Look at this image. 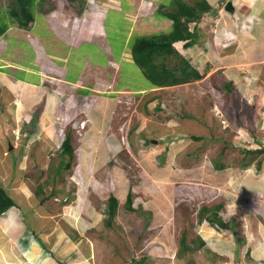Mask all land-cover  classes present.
<instances>
[{
  "label": "rangeland",
  "instance_id": "1",
  "mask_svg": "<svg viewBox=\"0 0 264 264\" xmlns=\"http://www.w3.org/2000/svg\"><path fill=\"white\" fill-rule=\"evenodd\" d=\"M93 1L99 13L81 10L86 0H38L33 11L34 23L26 29L10 22L6 11L9 1L0 0L1 16L9 23L8 35L3 38L10 49L5 57L13 64L18 61L24 69L0 66V99L7 100L18 85L19 91L25 94L29 90L34 96L29 107L19 112L17 122H12L15 109L27 97L19 98L18 91V98L8 100L10 104L2 105L0 100V185L18 206L10 212L21 223V228L14 231L22 232L14 240L2 235V264H38L45 259L54 264H264V153L247 152L253 138L242 128V122H248L252 116L250 107L251 111L258 108L264 116L260 107L264 76L260 79L259 75L260 66L264 71V63L248 64L252 51L246 49L247 55L240 53L237 66L225 68L212 60L209 73L199 81L151 86L134 64L129 49L138 35L170 31V20L154 11L160 2L170 7L171 1ZM233 1L234 9L224 11V21L221 19L224 29L221 22L216 28L218 11L207 12L206 19L203 18L206 40L222 36L223 45L230 46L228 37L240 30L243 42L254 39L253 33L264 38V23L258 32L251 30L255 21L264 18V5L257 9L252 2L253 11L249 12L243 9V2L248 0ZM62 17L72 21L62 22ZM245 20L248 21L243 26ZM46 52L59 67L64 65L61 75L68 68L67 77L76 87L61 82V76L56 79L46 76L41 69L37 73L31 70H39V65L46 63ZM109 57L116 62L115 66L114 62L108 63ZM194 58L190 62L200 68ZM97 71L107 77L105 81H112L96 88L109 92L111 85H118L119 93H103L112 94L113 99L101 93L95 95L92 103H102L108 109L104 117L98 116L100 109H81L83 101L79 99L73 121L78 126L87 115H93L90 118L98 120L95 128L99 135L90 137L93 131L88 127L89 120L79 130L70 129L68 123L63 132L70 133L72 155L61 154V148H56L61 141L57 135L60 120L54 121L59 105L70 106L79 93L74 89L86 86ZM13 75L28 78L27 83H15ZM229 80L233 87L225 102L223 84ZM214 83L220 89H215ZM239 88L244 90L240 92ZM71 113L67 112L68 119H72ZM51 114L54 119L50 123ZM262 122L263 119L257 134L264 143ZM47 123L54 135L50 130L45 134L38 132V126ZM131 127L135 130L129 131L127 138H119L122 145L117 151L104 146L97 159L95 152L102 146L99 142L104 144L111 131L112 135L126 136ZM176 134H180L178 139H167ZM50 138H55L52 146L48 144ZM86 138L90 140L84 141ZM84 151L94 152L90 161L95 165H91L84 185H79L80 165L90 162L80 158ZM218 162L224 167L215 168ZM123 175L129 181L117 191L116 181ZM129 188L133 192L131 209L125 202ZM110 192L118 198L111 217L107 207ZM217 204L221 206L217 210L219 218L227 224L233 222L232 229L203 217L199 220L201 206ZM5 225L2 220V226ZM180 237L185 238L189 248L178 256ZM198 237L204 241L201 246L196 245ZM156 248L160 249L158 255ZM236 252L241 254L240 258ZM5 253H9L7 259Z\"/></svg>",
  "mask_w": 264,
  "mask_h": 264
},
{
  "label": "trees",
  "instance_id": "2",
  "mask_svg": "<svg viewBox=\"0 0 264 264\" xmlns=\"http://www.w3.org/2000/svg\"><path fill=\"white\" fill-rule=\"evenodd\" d=\"M9 6L6 7L8 12V18L12 24L20 28L29 29L34 23V9H37L38 0H8ZM69 2H74L78 0H67ZM172 5L169 7V4H165L164 1L159 4L155 12L162 13L167 19L171 22V29L167 32H161L159 34H145L138 35L133 40L130 46L131 58L135 65H137L144 77L149 81V85L156 87H166L179 85L186 82L199 81L204 77L207 69L204 68L202 72L196 68L194 64L190 62V57L181 52H187L189 48H193L194 44L197 42L199 37L203 36L206 26H202L201 22L204 21V16L207 12L211 10V4L207 0H192L191 2L186 0H169V3ZM219 8L224 9L225 1L220 0ZM221 6V7H220ZM56 7L54 11H56ZM227 11V10H225ZM153 12V10H152ZM151 12V13H152ZM3 15V14H2ZM4 16V15H3ZM1 16L0 13V34L4 33L9 23L5 20L6 17ZM118 30V28H117ZM179 45V47L177 46ZM174 58L175 61H172L171 58ZM205 66V67H206ZM213 87L215 89H220V87L214 83ZM233 83L231 80L225 81L223 88H225V98L224 101L228 102L229 100V90L232 89ZM256 97V95L254 96ZM154 97H150L148 101L152 100ZM258 99V98H256ZM251 106H253L251 104ZM264 109V99L262 100L261 106ZM250 107L249 113L252 115L248 122H242V128L247 130L253 137V141L250 144V148H247V152L251 154H262L264 153V143L262 138L257 134V128L260 124L259 109L253 108V112ZM259 110V111H258ZM253 114H252V113ZM264 124V121H263ZM72 129V128H70ZM73 130V129H72ZM133 131V130H131ZM66 136L63 139L60 148L61 154L72 155V145L71 139L69 138V131L66 132ZM180 135V134H179ZM178 134L172 136V138H167L171 140H176L179 137ZM175 137V138H174ZM195 139H201L200 136L193 135ZM167 143V142H166ZM168 145V143L166 144ZM67 167H68V163ZM247 165V164H246ZM259 165V162L258 164ZM245 166V164L243 165ZM224 167L223 163H216L215 168L221 169ZM132 189L129 188L126 192V207L131 209V196ZM108 202V213L111 217L114 213L115 208L117 207L118 198L113 194L109 193L107 197ZM16 206L15 201L9 194L5 191L4 187L0 185V214H3L10 207ZM221 206L219 204L208 207L201 206L199 210V220L202 217L212 223L213 221L218 224L230 228L233 226V222L227 224L223 222L217 213V210ZM207 212V213H206ZM206 213V215H204ZM232 229V228H230ZM183 236V234L181 235ZM203 239L200 237L197 238L198 246L203 244ZM180 247L177 251V255L180 256L183 253V250L188 249L189 247L185 244V238L180 237L179 240ZM135 262H137L135 260Z\"/></svg>",
  "mask_w": 264,
  "mask_h": 264
},
{
  "label": "crops",
  "instance_id": "3",
  "mask_svg": "<svg viewBox=\"0 0 264 264\" xmlns=\"http://www.w3.org/2000/svg\"><path fill=\"white\" fill-rule=\"evenodd\" d=\"M207 1L211 4V9H215L219 13L218 14V20L215 23L216 28H217L218 24H220V22H221V19L222 20L224 19L223 18L224 17L223 14H225V12H224L225 10H220L221 13L219 12V5L218 4H219V2H221L220 0H215L214 3H213L214 0H207ZM224 1H226V0H224ZM231 1L233 3V6H235L236 3L233 0H231ZM162 2H160V3H162ZM252 2H253V6L256 7L257 9H259L260 7H262L264 5V0H248V2L247 1L243 2V5H244V8L243 9H248L247 11L252 12L253 11L252 10V7L253 6L251 7ZM258 4H261V5L259 6ZM247 7H249V8H247ZM254 11H257V10H254ZM206 15H207V13H206ZM261 15L264 16V10L261 12ZM246 18H248V17H245L244 19H246ZM247 21L248 20H245V22L243 23L244 24L243 26L246 25L245 23ZM203 23H204V21L201 22V25L202 26H204ZM263 23H264V18L263 17H260L258 19V21H255V23H254L255 24V27H252V29H251L252 30V33L255 32V31L258 32L259 31L258 30L259 29L258 27L262 26ZM221 24H222L221 25V28L224 29L223 28V26H224L223 25V22H221ZM219 27H220V25H219ZM219 27H218V30H219ZM240 31H236V32L232 33V37L231 36L228 37L227 42L230 43V46L228 44L223 45L224 44L223 43L224 40L221 39L222 36H217L216 35L215 37H213V38H211L209 40H206L205 36H201V37H199V39L197 40V42L194 44L193 48L187 49L186 50L187 52H185V53H186L187 56L190 57V60L193 59V57H195L194 58V59H196L195 62L200 67V68H198V67H196V68H198L201 72H202V70L204 68L207 69V66H208V69L206 70V73H209V70L212 67V60H214V59L219 64H222V66L225 67V68H228V67H231V66H234V65L237 66L239 64L238 63L239 62V58L242 55V54L240 55V53L245 52L246 55H247V52L245 51L246 49H250L252 51L251 52V55H250V57L252 58V60L250 59L249 61H251V62H248V64H250V63H256L257 65H259V64H262L263 65V63H264V48L262 49L261 46L264 45V38L260 34H257L258 35V37H257L253 33L252 36H253L254 39H250V40H247L246 42H243L242 39L240 38ZM219 35H221V31L219 32ZM2 37L3 36L0 35V60L4 61L6 64L5 63H2V61H1L0 62V66L5 67V68L18 69V70L19 69H22V66L19 64L18 61H16V63L13 64V61L7 60V58L5 57V55L2 56L3 50H7L8 49V45L5 44V43H3V41H2L3 40ZM219 43H222V45H220ZM122 49L123 48H121V51L120 52H122ZM110 51H111V47H110ZM44 54L46 55V57H45V55H43V60L45 61V59H46V63L45 64H42L41 63L39 65V70L36 69V68L35 69L31 68V70H34V71L36 70L35 73H37V71H40V69H41L43 71V73L46 74V76H52L53 78H56V79H57V77L61 76L63 78V80H61V82H64L65 81V82H67L66 84L69 83V85H70V83H71V85L73 86L75 83L72 82L71 79H69V77H67V75L69 73L68 70H67L68 68L61 75L60 71L64 67V65H61V67H59L57 64H55L54 61L51 60L53 57H51L50 54H48L47 52L44 53ZM110 56L115 59V57H113V55H110ZM110 61H112V60L109 57L108 58V63ZM206 63H208L207 66L205 65ZM260 67H261V70L259 69V75H261L260 79H262L263 76H264L263 75L264 71L262 69V66H260ZM96 68H98V67H96ZM234 69H236V68H234ZM22 70H24V69H22ZM11 72L14 74L13 71H11ZM51 72H52V74H51ZM97 72L98 73H96V76L93 78V80H90L91 83L88 82L86 86H82L78 90H77V88H75V89L73 88V87H76V86L70 87V88L74 89L75 92L78 91L79 93L77 94L76 99L74 100V102L70 106L64 107V106H62L60 104L59 105L58 114H61L60 112H62L63 115L65 114V116L67 117V112L70 110V111L73 112L71 114H74L71 117L72 118L71 120H74L75 115H77V113L75 114V111H77L78 110V107L80 106L79 105V99L81 97H83L84 98L83 99L84 102H83V105L80 106L81 109H82V106H83V108L86 111L87 110L93 111V109L95 111V109H100L99 110L100 113H99V115L98 114L97 115L99 117H102V116L104 117V114L106 112H108V109L105 107L104 104L102 105V103H99L98 105H96V104L94 105L93 104L94 103L93 101L96 99L95 98V95L96 94L98 95V94L101 93L103 97L113 99L115 97L112 96V94H110V95H104V94L105 93L106 94L107 93H119V91H118V88L119 87L116 84L117 85L116 88H115V86H113L110 89L109 92L108 91H106V92H100L99 91L98 92L97 91L98 89L96 88L97 86L101 85L102 83H108V82H110L112 80L105 81V78H107V77L103 76L100 71H97ZM230 73L232 74V76L235 75L233 73V69H230ZM2 74L3 73L0 71V77H2ZM49 74H51V75H49ZM18 76L19 75H13L12 76V77H14V80H16L15 83H17V82L24 83V84L27 83L26 80H28V78L27 79H22V78H20ZM116 76H117V74H116ZM118 79H119V77H118ZM15 86H17V84H15ZM18 87L21 88L19 85H18ZM121 88H123V87H121ZM18 89H15L14 90L15 92L12 91L13 92L12 95H10L11 93H9L10 96H8V99L7 100L5 98H1L0 99L2 101L1 104L2 105H8V104H10V103H8V100L10 102L14 98V96L18 98V96L16 95V92L19 91ZM31 89H32V86H31ZM242 90H244V89L239 88V91L240 92ZM19 92L20 93H17V94H19V98H21V99H23L25 97H27V98L25 100H23V101L20 102L21 103V106L20 105H17V107L15 109V110H17L16 111V115L14 116L16 118L14 120H12V122H17V119H20L21 115H19V112L27 109L29 107L30 103L32 102L33 97H34V96H31V91H29V90H27L25 94L23 93V91H19ZM27 93H29V94H27ZM0 94H2V91L0 92ZM107 103H108V101L105 104L107 105ZM92 104H93V107H92ZM54 114H51L50 116L47 115V116H49L50 123H51V121L53 122V119H54L53 116H54ZM91 116H93V115H91ZM90 117L87 115L86 118H85V121L87 122L89 120L88 127H89L90 131H93V132H91L92 134H90V137L92 136L91 138H96L97 135H99V132H98L97 128H95L96 125H97L96 122L98 120L97 121H93V117L92 118H90ZM99 117H96V118L99 119ZM258 118H262L263 121H264V116L262 114H260V112H259V117ZM262 119H260V121ZM7 120H8V118H6V121ZM262 124H263V122H262ZM101 126L104 127V123H102ZM37 130H38V132L40 131V133H44V134L46 133V131H49L50 130V132H52L51 135H54V129L52 131L51 130V127H50V124H48V123H47V125L40 124V127L38 126ZM131 130H135V127H133V128L131 127L130 129H128L126 131V136L124 134H121V137L119 135L116 136L115 134L112 135V131H111V135L108 134L107 138H104V144H103L102 141L99 142L100 144H102V146L99 147L100 150H96V152H95V154L97 155V159H100V155L103 152L101 150L104 148V146H106L109 151H112V152L117 151L120 148V146H121V142L114 143V141H118L119 138H127V134L129 135L130 132H131ZM94 131H96V132H94ZM85 132H86V129H85ZM135 135H136V133L132 135V138L135 137ZM54 137L56 138L57 136L55 135ZM55 138H52V139L50 138L51 140H49L48 144H51V146H52V144L54 143ZM128 138H130V137L128 136ZM88 140H90V138H86V140H84V141L87 142ZM88 144H90V143H88ZM93 154H94V152L91 153L90 151H84V153L80 154V158L81 159H83V158L87 159L88 158L89 161H90V160H92ZM83 163L80 165V175L82 173V178L80 177L79 178V181L77 180L79 185H84L83 180L88 179V177H89L88 173H90V171L92 170L91 169V165L94 164L92 161H90L88 163L85 161ZM83 169H85V170H83ZM118 173L119 172H117L116 174H118ZM76 176H77V174H76ZM128 181H129V179H127V177L125 175H123L119 180H117L116 181V183L118 184L117 191H119L120 189H123L124 186H125L124 185L125 182L127 184ZM107 185H109V184H107ZM119 187H120V189H119ZM111 193H113L114 195H116L114 192H111ZM116 197H117V195H116ZM13 208L14 209H17L18 208L17 204H16V206L10 207L3 214H0V220H3V221H5L7 223V226L6 225L5 226H2V221H0V264H2V235L4 237L10 238L11 240H14V239L17 238V234L19 235V234L22 233L21 230L14 231V229L16 227L21 228L20 227V224L21 223L19 222L18 216L10 212V210L13 209ZM15 232H16V234H15ZM35 240L37 242H39L38 239H35ZM4 245H6V243ZM156 250L157 251H155V255L160 254L159 253L160 249L159 248H156ZM6 251H7V249H6ZM14 255H15V253H14ZM240 256H241V254H238L236 252V257L240 258ZM5 257L7 259L9 257V253H5ZM38 264H54V263L47 262V260L45 259L43 261V263H38ZM221 264H225V262L224 263L222 262Z\"/></svg>",
  "mask_w": 264,
  "mask_h": 264
},
{
  "label": "clouds",
  "instance_id": "4",
  "mask_svg": "<svg viewBox=\"0 0 264 264\" xmlns=\"http://www.w3.org/2000/svg\"><path fill=\"white\" fill-rule=\"evenodd\" d=\"M87 2H85V0H84V2H85V6L83 7V8H81V10L82 9H84V10H87V11H92V12H96V13H99L100 12V10H98L97 9V7L95 6V4H94V1L93 0H86ZM227 1V0H226ZM225 1V2H226ZM233 4V3H232ZM151 5V4H150ZM149 5V6H150ZM149 6H147V7H149ZM159 6V5H158ZM234 7V6H233ZM147 9V8H146ZM150 9V8H149ZM148 9V10H149ZM219 12H220V10H219ZM205 17H206V15L204 16V19H205ZM61 19H63L62 20V22L63 21H65V22H71L72 21V18L70 19V18H68V17H62ZM61 23V22H60ZM9 27V26H8ZM8 29V28H7ZM9 31L8 30H6L4 33H1L0 35H2L3 37H2V39L4 38V37H7V33H8ZM3 41V40H2ZM3 43H5V42H3ZM8 50H10L9 49V47H8V49L7 50H3V52H2V56H4V55H6L7 54V52H8ZM131 56V55H130ZM110 62H114L112 65L113 66H115L116 65V62L115 61H110ZM109 62V63H110ZM113 86L111 85V88H112ZM110 88V89H111ZM104 90H106V89H103V91L102 90H97L98 92L100 91V92H106V91H104ZM84 98L83 97H81L80 98V100L81 101H83L84 102V100H83ZM58 115H61V116H64L65 118H66V120H65V122H63V126L65 127V126H67V124L68 123H71L70 125H71V128L72 129H76L77 128V130H79V129H81L80 127H79V125L78 126H76V122H74L73 120H71V119H68L65 115H63V114H57V115H55V117L56 116H58ZM71 120V121H70ZM54 121H56V118L54 119ZM70 121V122H69ZM85 121V120H84ZM84 128V127H83ZM66 134L67 133H59V130H58V132H57V135H59L60 136V138H61V141L59 142V144L57 143V145H56V148L57 149H59L60 148V145H61V143H62V141H63V139L65 138V136H66ZM12 135V134H11ZM119 141L121 142V140L119 139ZM121 145H122V142H121ZM128 190V189H127ZM111 193V192H110ZM108 197V196H107ZM108 203V202H107ZM107 207H108V204H107Z\"/></svg>",
  "mask_w": 264,
  "mask_h": 264
},
{
  "label": "built area",
  "instance_id": "5",
  "mask_svg": "<svg viewBox=\"0 0 264 264\" xmlns=\"http://www.w3.org/2000/svg\"><path fill=\"white\" fill-rule=\"evenodd\" d=\"M56 119H57V121L58 120H60V125H61V128L59 127V133H64L63 132V122H65V120H66V118L64 117V116H61V115H58V117H56ZM79 127L80 128H83V127H85V121L84 120H82L81 122H80V125H79ZM62 129V130H61Z\"/></svg>",
  "mask_w": 264,
  "mask_h": 264
},
{
  "label": "water",
  "instance_id": "6",
  "mask_svg": "<svg viewBox=\"0 0 264 264\" xmlns=\"http://www.w3.org/2000/svg\"><path fill=\"white\" fill-rule=\"evenodd\" d=\"M224 9L227 10V11H228V10H233V9H234L231 0H227V1L225 2Z\"/></svg>",
  "mask_w": 264,
  "mask_h": 264
},
{
  "label": "bare ground",
  "instance_id": "7",
  "mask_svg": "<svg viewBox=\"0 0 264 264\" xmlns=\"http://www.w3.org/2000/svg\"><path fill=\"white\" fill-rule=\"evenodd\" d=\"M56 27V26H55ZM0 221H2V220H0ZM262 254H264V253H262Z\"/></svg>",
  "mask_w": 264,
  "mask_h": 264
}]
</instances>
